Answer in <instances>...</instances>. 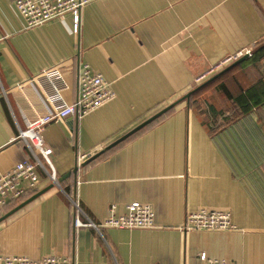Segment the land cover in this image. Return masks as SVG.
I'll return each mask as SVG.
<instances>
[{
  "label": "crops",
  "instance_id": "1",
  "mask_svg": "<svg viewBox=\"0 0 264 264\" xmlns=\"http://www.w3.org/2000/svg\"><path fill=\"white\" fill-rule=\"evenodd\" d=\"M85 1L73 35L68 14L26 29L12 0H0V175L31 158L18 136L27 121L48 112L43 92L49 82L42 73L60 72L67 86L61 96L69 104L78 97L85 64L114 92L95 111L76 110L44 128L60 186L40 175L37 189L22 201L48 190L0 222V256L205 264V253L264 264V52L255 55L262 47L193 93L199 107L190 98L178 103L82 166L235 61L220 63L257 49L264 41V0ZM21 202L0 210V218ZM133 202L151 207L154 228L73 227V203L100 224L111 206L121 215ZM203 207L229 212L234 229H183L186 215Z\"/></svg>",
  "mask_w": 264,
  "mask_h": 264
},
{
  "label": "built area",
  "instance_id": "2",
  "mask_svg": "<svg viewBox=\"0 0 264 264\" xmlns=\"http://www.w3.org/2000/svg\"><path fill=\"white\" fill-rule=\"evenodd\" d=\"M85 3V0H12L13 7L23 19L26 29L39 27L68 14L72 19L73 35L79 33L81 9ZM250 53V49L241 51L220 63L219 66L236 61L243 55L250 57ZM261 74L264 77V64ZM40 76L49 82L43 92L48 112L27 121L26 128L19 133L18 138L25 143L31 158L21 160L9 171L0 175V210L11 203L21 202L29 192L35 191L42 173L53 185L60 186L51 161L52 149L45 145L42 137V132L49 123L62 121L74 115L76 110L82 115L89 114L114 98V92L109 83L100 74L93 72L87 64L80 68L78 97L70 104L66 103L61 96V91L67 86L57 69L48 70ZM114 209L115 206H111L109 215L100 224H95L86 217L77 203H73V227L75 229L91 228L97 232L103 228L126 230L154 228V213L148 205L138 202L130 203L125 207V213L121 215H115ZM182 227L185 230L204 231L234 229L229 212L205 207L187 214ZM200 260L205 264H237L227 260L211 259L205 253L201 254ZM0 264H71V260L68 257L56 255H47L38 260L22 256H0Z\"/></svg>",
  "mask_w": 264,
  "mask_h": 264
},
{
  "label": "water",
  "instance_id": "3",
  "mask_svg": "<svg viewBox=\"0 0 264 264\" xmlns=\"http://www.w3.org/2000/svg\"><path fill=\"white\" fill-rule=\"evenodd\" d=\"M263 46H264V41L262 43H260V45L257 47V49H255L254 51H251L250 54L252 55L256 50H258L259 48H261ZM248 57H249L248 55H243L238 60H236L234 63H232L230 66H228L226 69H224L220 73L214 75L209 80H207L206 82H204L203 84H201L200 86H198L196 89H193L192 91H190L189 93H187L184 97H182L178 101H175L174 103L168 105L167 107H165L164 109H162L161 111H159L158 113H156L155 115H153L152 117H150L149 119H147L146 121H144L143 123H141L140 125H138L137 127H135L134 129H132L130 132H128L127 134H125L124 136H122L121 138H119L118 140L114 141L113 143H111L110 145H108L107 147H105L104 149H102L100 152H98V153H96L94 155H89L88 158L86 159V161H84L82 163V166L87 165L90 162L94 161L96 158H98L103 153L109 151L110 149H112L113 147H115L119 143L123 142L125 139H127L128 137H130L131 135H133L137 131H139L142 128H144L145 126L149 125L150 123H152L153 121H155L156 119H158L159 117H161L162 115H164L165 113H167L169 110H171L172 108H174L178 103H180L182 101H188V99L190 98V96L193 93H195L196 91L200 90L203 86H205L206 84H208L212 80L216 79L217 77H219L220 75H222L224 72L228 71L229 69H231L235 65L241 63L242 61H244ZM59 122H61V121H59ZM59 122H58V125H59L60 129L62 130V132L65 134V129H64L65 127L62 124H59ZM65 125H67V124H65ZM76 171H77V165L74 168V171H73L74 174H76ZM59 182H60V180L58 179V183ZM59 185H60V183H59ZM49 188H51V187H49ZM47 190L48 189H44V190H42V191L34 194L33 196L29 197L28 199L22 201L20 204H18L11 211H9L5 215H3L0 218V222L4 221L7 217H9L10 215H12L16 211H18L19 209H21L22 207H24L25 205H27L28 203H30L31 201H33L34 199H36L37 197H39L40 195H42Z\"/></svg>",
  "mask_w": 264,
  "mask_h": 264
},
{
  "label": "trees",
  "instance_id": "4",
  "mask_svg": "<svg viewBox=\"0 0 264 264\" xmlns=\"http://www.w3.org/2000/svg\"><path fill=\"white\" fill-rule=\"evenodd\" d=\"M263 52H264V46H263L262 49H261L260 51H258L255 55H257V54H259V53H263ZM253 56H254V55H252V57H253ZM252 57H251V58H252ZM248 91H249V90H248ZM222 92H223L224 96H225L227 99H231V95L229 94V92H228L226 89H223ZM245 96H246V99H250V100H252V94H251L250 92H245ZM195 97H197V93L191 95L189 101H190V103H191V106L194 105V107H195V106H196V107H199V106H198V103L196 102V104H194L195 101L192 100V99L195 98ZM262 102H264V100H263ZM192 103H193V104H192ZM253 104L257 105V104H259V103H258V102H257V103H256V102H253ZM243 105H245V104H243ZM245 106L247 107V105H245ZM246 107H245L244 110H242V112H246V111H248V108H247V110H246ZM208 108H209L210 112H214V109H213L212 106H209V105H208ZM242 108H244V106H243ZM196 109H197V108H196Z\"/></svg>",
  "mask_w": 264,
  "mask_h": 264
},
{
  "label": "rangeland",
  "instance_id": "5",
  "mask_svg": "<svg viewBox=\"0 0 264 264\" xmlns=\"http://www.w3.org/2000/svg\"><path fill=\"white\" fill-rule=\"evenodd\" d=\"M200 104H201L202 107H205L204 104H203V101H200ZM198 106H199V105H198ZM226 108H227V107H225V109H226Z\"/></svg>",
  "mask_w": 264,
  "mask_h": 264
}]
</instances>
